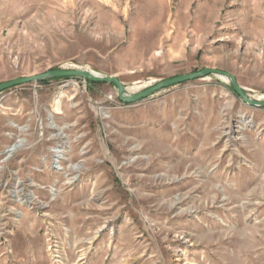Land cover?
<instances>
[{
	"label": "rangeland",
	"instance_id": "obj_1",
	"mask_svg": "<svg viewBox=\"0 0 264 264\" xmlns=\"http://www.w3.org/2000/svg\"><path fill=\"white\" fill-rule=\"evenodd\" d=\"M207 67L264 99V0H0V83L84 68L133 94ZM0 264H264V107L214 74L132 103L83 78L0 92Z\"/></svg>",
	"mask_w": 264,
	"mask_h": 264
},
{
	"label": "water",
	"instance_id": "obj_2",
	"mask_svg": "<svg viewBox=\"0 0 264 264\" xmlns=\"http://www.w3.org/2000/svg\"><path fill=\"white\" fill-rule=\"evenodd\" d=\"M217 75L223 78H226L234 91L249 105L256 107H264V99L253 98L247 94L245 89L239 84L236 76L228 71L218 69V68H203L198 71H193L189 73H184L181 75L169 77L158 81L157 83L133 94H129L126 91V88L122 81L114 75H101L95 73L91 70L84 68H59V69H50L42 73H37L28 76L17 77L8 81H3L0 83V92L23 84H27L30 82H42L55 78H83L85 80L93 81V82H105L112 83L117 88L118 97L121 101L132 103L140 101L144 98H147L162 89L168 88L170 86H174L176 84L203 78L209 75Z\"/></svg>",
	"mask_w": 264,
	"mask_h": 264
},
{
	"label": "bare ground",
	"instance_id": "obj_3",
	"mask_svg": "<svg viewBox=\"0 0 264 264\" xmlns=\"http://www.w3.org/2000/svg\"><path fill=\"white\" fill-rule=\"evenodd\" d=\"M57 103H58L57 105H59V100L57 101ZM56 109H57V110H60V107L57 106ZM250 122H252L251 119H249V118L246 117L245 115H242V125H243V126H246V124H247V123H250ZM14 126H16L17 128H19V129L22 130V131L26 130V126H19V125H16V124H15ZM52 126L55 127L56 129H59V131H60L59 134L63 135L64 137H67L66 134H65V132H64V127H60L59 125H57V124H55V123H52ZM243 126H241L240 128H243ZM25 143H26V140H25L24 138L19 139V140L16 141L14 144H12V145L9 146V149H8V153H7V155L10 156L11 153L13 154V152H14L15 150H17L18 148L22 147ZM136 147H137V146H135L134 148H136ZM53 151H54V153H55V161H56V163H57V167H59L58 169H62V166L59 165V164H60V160L63 159L64 156H65V152H66L65 146L60 145V146H58V147H55V148H53ZM6 158H7V157H6ZM4 160H5V158H4ZM67 168H68L69 170H71V171L76 172V171L79 170V169H83L84 166H83L81 163H76V164H69ZM74 177H75V176H74ZM74 177H73V178H74ZM71 181H72V180H71ZM14 192L17 193L18 191L16 190V191H14ZM33 193H34V192H32V193L29 194V199H30L31 201H33V202H36V203L41 204L42 206H43V205L45 206L46 204L41 203V202L37 199L36 194H33ZM181 201H182V200H180V201H176L175 203H173L174 208L177 207L176 210H178V209L180 208L179 205L182 204ZM180 212H181V213H184V212L197 213V209H196V210H194V209L192 210V208H191V209H188V208L183 209V208L181 207V208H180ZM180 212H179V213H180ZM181 235H184L183 237H185V238H186V237H191V236H192L190 233H188V232H184V231L181 232ZM63 257H64V255H63Z\"/></svg>",
	"mask_w": 264,
	"mask_h": 264
},
{
	"label": "trees",
	"instance_id": "obj_4",
	"mask_svg": "<svg viewBox=\"0 0 264 264\" xmlns=\"http://www.w3.org/2000/svg\"><path fill=\"white\" fill-rule=\"evenodd\" d=\"M48 80H46V81H42V82H47Z\"/></svg>",
	"mask_w": 264,
	"mask_h": 264
}]
</instances>
